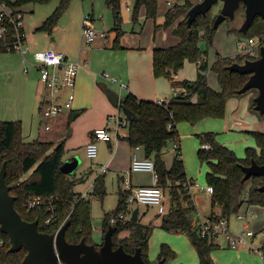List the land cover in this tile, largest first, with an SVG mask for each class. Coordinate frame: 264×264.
I'll return each instance as SVG.
<instances>
[{"label": "trees", "instance_id": "obj_1", "mask_svg": "<svg viewBox=\"0 0 264 264\" xmlns=\"http://www.w3.org/2000/svg\"><path fill=\"white\" fill-rule=\"evenodd\" d=\"M19 8L27 3H47L51 0H3ZM131 21L137 22L141 8L145 11V18L154 21V28H172V33L178 38L175 44L166 47H154L152 50V72L156 77L163 76L171 79L182 66L185 60L197 63L196 78L192 81L182 80L178 84L184 86L185 91L169 101L156 102L144 100L128 92L121 97L119 107H126L135 114L127 126L124 137L131 147L142 146L144 155L153 161L154 172L158 183L167 189L168 205L163 213H157L159 226L166 231L183 233L189 238L194 247L200 264L209 260L210 253L219 244L201 237L199 226L193 223L196 211L190 193V186L185 173L184 160L180 147V136L176 125L180 121L197 122L203 117H220L224 114L225 104L230 97L240 95L237 90L247 80V74L229 71L228 66L233 62L242 63L245 59H255L258 55H221L216 53L210 68L214 71L219 89H212L206 78L208 69L205 59L206 50L201 49V39L211 42L214 36L213 20L210 10L205 15H198L190 27L186 24L187 9L194 3L192 0H177L171 9L164 13L162 23H156L158 0H130ZM122 0H106L107 6L114 13L113 30H116L117 41L121 31V17L119 10ZM70 0H58L54 10L36 28L50 31L59 17L69 7ZM243 4L235 12L234 19L227 20V31L237 36L252 37L253 34H262L264 19L256 16L246 34L238 31L239 24L234 23L238 16H243ZM190 29V35L188 30ZM2 50H0L1 52ZM175 83V82H174ZM196 100L192 101V97ZM252 104V105H251ZM254 102L250 103L253 108ZM118 107V106H117ZM258 112V111H257ZM259 113V112H258ZM260 114V113H259ZM264 114V113H263ZM263 114H261L263 116ZM260 148L257 152L252 147L246 148L245 157L239 158L229 147L219 143L212 131L198 133L200 146L197 154L208 164L206 183L211 185L213 192L210 195L211 214L218 213L221 217L229 218L239 212L243 204L264 206V193L258 187L264 182V176H251L242 181L244 172L242 165H249L251 159L257 163L264 162V131H253ZM176 143L172 162L166 166L162 154L170 143ZM204 145H207L205 147ZM64 140L53 146V142L34 139L27 141L21 134V123L18 120H0V167L6 162L5 181L10 186V194L15 197L14 207L25 220H38V229L43 232L54 233L66 220L70 224L65 231L68 242H78L84 238L87 243H94L99 247L109 225L116 226L112 235L113 248L122 245L124 250L133 253L140 247L143 259L148 264H154L162 257L166 261L174 257V251L166 243H161L155 261L148 259V243L153 223H143L138 218L132 221L129 218L117 219L111 223L110 218L120 212L130 214L133 209L128 208L127 197L129 191L119 188L116 207L105 212L102 216V240L95 242L91 239L93 229L91 220L90 195L102 199L106 193L104 173L95 174L91 193L82 197L74 190L78 181L86 175H68L60 171L63 162ZM29 173L24 177V174ZM91 172V171H90ZM168 182V184H167ZM191 185L193 182L189 180ZM40 196L47 202L40 208L27 210V197ZM49 203L55 212V219L45 223L49 214L46 204ZM144 214V213H143ZM126 232L120 236V233ZM0 264H22L26 250L9 252V239L0 231ZM264 249V246H263ZM165 261V263H166ZM164 263V264H165Z\"/></svg>", "mask_w": 264, "mask_h": 264}, {"label": "crops", "instance_id": "obj_2", "mask_svg": "<svg viewBox=\"0 0 264 264\" xmlns=\"http://www.w3.org/2000/svg\"><path fill=\"white\" fill-rule=\"evenodd\" d=\"M167 1L168 0H158L157 15L155 19L156 23L160 24L163 22L164 13L168 9ZM57 3L58 0H56L55 4L42 8V17L37 18L34 23L24 24L25 41L28 51L24 55L20 53L21 55L19 56V58L16 57L15 59H13L14 61L11 64H7V62L1 63L0 74H2L3 79H1L2 89L0 91V113L3 114V118L6 119L0 120L20 121L21 134H23V127L26 126L25 123L29 122L30 131L35 128L37 129L38 127L39 135L35 139L43 140L41 138L42 123L44 124V129H46V125H49L50 129L52 127V123L58 124L60 121L62 122L66 120L65 130L68 128H70V130L65 135L67 137L70 135L73 136L75 133L77 134L79 130V125H77V123L81 121V125L84 127V130L82 131V133H80L82 134L81 140L77 141L81 142L82 147L85 148V144L89 141L93 130L107 125V118L117 112L118 108L111 104L106 95V88H111L117 93H121L123 91L126 94L130 92L140 99L160 102L169 101L185 91L184 86L178 84V82L182 80L192 81L196 78V75L195 77L191 76L189 78H186L183 77V75L178 74L181 68L172 75L171 79H167L163 76L156 77L153 75V48L166 47L175 44L178 41V38L172 33V28L169 27L173 38H171V40L169 41L170 43H161V45L157 41L158 39L155 37L156 33L154 28V21L152 19L145 18V11L143 8L140 10L137 22H140L139 19L143 18L145 21L143 24L146 25V23L151 20L152 24L149 26L147 37L143 36V33H141L142 30L140 32H135L134 30L129 31L127 29H122L121 27L122 32L120 33L117 41L115 42L116 30L112 29L115 18L114 13L112 11V15L109 16V18H106L105 27L97 26L95 18L92 14H90L91 22L94 28L97 31H104L105 36H97L93 42L87 43L82 35L83 23L80 17H75L74 15H72V13L68 11L69 7L59 17L56 24L53 25L50 31L36 29L41 24V22L54 10ZM36 4L40 3H27L19 7V10L23 14V22L25 21L24 14L27 12H33ZM131 5L132 2L130 0H122L121 8L119 10L121 23L122 21H130ZM47 48L61 51L66 55L67 58L79 63L75 78V84L72 89V92L74 94L72 108L71 110L64 111L58 116H54L52 118L45 117L41 114V107L51 101V94L40 82L39 70L32 63L33 51ZM221 55L234 54L224 53ZM24 56L26 60L23 59ZM206 62L208 66L207 58ZM101 73H107L109 76L115 78L116 81L112 82L108 79H105L103 76H101ZM206 78H208V73H206ZM119 83L126 84L127 90L120 89L118 85ZM209 86L215 90H218L220 88L219 84L217 86L214 83L213 85ZM64 91H62L61 94L55 95V102L61 103L63 101L65 95ZM120 95L124 96L122 94ZM191 100L195 101L196 96H193ZM75 113H77V115L73 116ZM237 121L238 123H241L240 120ZM125 129L127 133V128ZM126 133H122L120 137L121 139H116L115 146L113 149H111V157L107 161L106 166H115L121 158L122 161L125 160L126 168L130 169V163L133 153H136L137 157L139 158L145 157L142 146L135 147L131 151V146H129L128 141L126 139L122 141V139H124L122 137H124ZM67 137L64 136V139H62L61 135H55V144L62 140H64L65 144V139ZM101 142L106 143L108 147H110V145L112 144V142L107 141ZM55 144H53V146ZM172 146L173 143L171 142L170 149L172 148L173 150ZM119 150H121L120 155H118ZM164 153L165 151L162 154V158L166 166H169L171 163L169 164L168 159L165 158L166 155H164ZM173 155L174 150L172 153V158ZM66 158L70 157L66 155L65 157H63V161ZM123 179V176H121L120 180L123 181ZM139 185L149 184L131 183L132 187ZM163 191L164 194L167 193L166 188L163 189ZM246 206L247 207L245 209H249L251 206L254 205L246 204ZM135 207H138L137 219L139 218L142 222L143 213L145 212L141 213L140 205H131L132 209H134ZM210 214L211 204L210 211L204 217L203 221L207 219ZM260 222H262V220ZM193 223L198 225L201 222H199L198 219H193ZM227 251H229V259L226 261V263L223 264H244L242 262V260H246L244 256L248 257L251 261H255L256 259L257 261L261 260L260 258L258 259V255L252 254L244 248H232V250L229 249ZM261 264H264L263 261H261Z\"/></svg>", "mask_w": 264, "mask_h": 264}, {"label": "rangeland", "instance_id": "obj_3", "mask_svg": "<svg viewBox=\"0 0 264 264\" xmlns=\"http://www.w3.org/2000/svg\"><path fill=\"white\" fill-rule=\"evenodd\" d=\"M176 1V0H175ZM180 2V0H177ZM196 2L198 0H192ZM56 0H52L45 4H36L33 12H27L24 14V24L25 23H34L37 18L42 17L43 9L45 6H51L55 4ZM84 9H83V8ZM83 9V10H82ZM142 9V8H141ZM140 9V10H141ZM169 9V8H168ZM220 9V3L215 4L210 9L212 15ZM68 11L72 13L75 17H80L81 21L85 15L92 14L95 18L96 25L105 27L106 18L112 15V10L107 6L106 0H70V5ZM140 13V11H139ZM139 16V14H138ZM244 18L243 16H238L234 23L241 24ZM140 22L133 23L130 21L121 23L122 29H127L129 31L134 30L135 32L143 33L144 37H147V32L149 31V26L152 24L151 20L145 24L143 18L139 19ZM101 23V24H100ZM26 24V25H27ZM152 28V27H151ZM152 30V29H151ZM157 41L161 43H170L169 41L173 38L170 28H158L155 29ZM261 34H253L254 38H257ZM243 41L247 40L245 35L237 36L234 33H229L227 31V20L222 21L216 28L214 36L211 42H207L204 39L199 41L201 49L206 50L208 61V78L207 83L209 85L218 86V81L213 70L210 66L213 62L216 53L220 54H237V47L235 43L237 39ZM162 40V41H161ZM147 41V40H146ZM162 45V44H161ZM21 54L19 52H0V70L1 63L7 62L11 64L16 57L19 58ZM257 55V54H255ZM178 74L183 75V77H191L196 75V63L185 60L181 70ZM1 79H3L2 74H0V91L2 89ZM67 90L64 92L66 93ZM1 93V92H0ZM120 94L124 95L125 92ZM257 90L252 88L247 90L240 95L230 97L225 104L224 114L220 117H203L195 123L189 121H180L177 123L176 127L180 135V145L182 150V158L184 160L186 177L188 180L193 182L190 193L193 197L196 211L194 213V220L198 219L199 222H202L204 217L210 211V194L204 189L207 186L206 183V170L208 169V164L205 160H201L197 154V149L200 146L198 133L202 131H212L215 133L216 139L219 143L232 149L235 154L239 157H245L246 148L252 147L257 152L259 151L258 143L253 134V131L263 132L264 127V114L263 116L259 114L255 109L250 107V103L253 100V97L256 96ZM252 105V104H251ZM115 108V107H114ZM117 108V107H116ZM0 119L3 118V114L0 113ZM237 120H240L241 123H238ZM81 121L77 123L78 132L73 136H66L70 128L66 129V120L60 121L58 124L52 123V127L49 130L44 129V124L41 125V141H50L53 144L56 143L55 135H61L62 139L64 136V153L63 157L68 155L72 157L74 155L78 156L80 159V164L76 170L75 175L83 176L85 175L82 181H78L74 190L81 192L80 194L91 193L92 183L96 173H100V166L105 168V190L106 193L102 199L90 195L91 200V220H92V232L91 239L100 242L102 240V216L105 212L112 211L117 204L118 190L119 187L124 189L123 181L120 180V177L123 176L124 180L128 179L132 184L141 183V184H150L152 183L153 174L146 171H132L127 169L125 166V160L119 159L117 164L112 167L106 166L107 161L111 157V149L114 148L116 139L112 141L110 147L104 142H98V151L95 158H89L86 156L85 149L82 147V143L77 140H81L82 131L84 127L81 125ZM25 127L22 130V135L26 140H32L38 137V127L37 129H29V122L25 123ZM126 133V129H120L119 134ZM53 139V140H51ZM121 139V138H120ZM125 139H122L124 141ZM130 146V145H129ZM173 147V146H172ZM135 147H131V151ZM121 150H119L118 155H120ZM172 148L170 149V144L165 148L164 155L168 159L169 164L172 160ZM91 171V172H90ZM29 173L24 174V177ZM168 184V182H167ZM127 191H130L127 189ZM31 197H27V200ZM165 207L168 205L169 196L168 193L165 194ZM42 202L45 204L47 202L46 198H42ZM247 206L243 204L239 212L247 211L248 215L253 213L251 221L248 223L250 228L256 232L253 237V244L258 245L261 240H264V206H251L249 209H245ZM141 213L145 212L142 217L143 223H148L150 220L153 223L152 232L149 238L148 243V259L150 261L156 260L157 252L161 243L168 244L171 249L174 251V257L166 261L165 264H200L198 261L197 253L192 246L189 238L186 234L183 233H173L166 231L165 229L159 226V220L156 217L157 210L155 206H145L141 205ZM218 209H216L217 212ZM262 220V222H260ZM245 220L239 219L236 214L231 216L228 220V230L229 232L240 233L244 230ZM263 225V226H262ZM125 232L120 233V236L124 235ZM220 241H224L220 237ZM232 250L231 247L226 246L224 243L220 247L215 248L211 251L210 256L214 264H223L229 259V251ZM256 255V254H255ZM242 260L244 264H261V260L257 259L251 261L248 257ZM259 259V257H258ZM264 263V260H263Z\"/></svg>", "mask_w": 264, "mask_h": 264}, {"label": "built area", "instance_id": "obj_4", "mask_svg": "<svg viewBox=\"0 0 264 264\" xmlns=\"http://www.w3.org/2000/svg\"><path fill=\"white\" fill-rule=\"evenodd\" d=\"M167 5L168 8L171 9L174 5V1L168 0ZM82 23V35L87 43L93 42L97 36H105L104 31H97L94 28L89 15L83 17ZM262 45H264V34H261L257 38H254L253 36L247 37L246 41L238 38L236 42L237 53L241 55H258L259 48ZM0 50L4 52H19L23 55L28 51L25 41L23 14L19 8L10 5V3L3 0H0ZM23 59L26 60L25 56ZM32 63L39 70L40 82L51 94V101L41 107V114L45 117L52 118L58 116L64 111L71 110L74 99L72 89L75 84L79 63L67 58L63 52L51 48L33 51ZM101 76L112 82L116 81L115 78L109 76L107 73H101ZM118 85L120 89L127 90L126 84L119 83ZM64 90L67 91L64 95L63 101L61 103L55 102V95L61 94ZM118 96L117 112L107 118V125L94 129L89 141L85 144V153L89 158H95L97 156L99 141L112 142L113 140L120 138L122 134H119V130L125 129L128 126L129 120L119 107V102L122 96L120 93H118ZM45 128L49 129V125H46ZM204 146L207 147V145ZM175 147L176 143L173 144V150ZM105 168L106 167L104 166H100L99 172H104ZM130 170L152 172L153 177L151 184L133 187L128 179H123L124 189L130 190L127 197L128 208H131V205L141 204L145 206H155L157 213H163L166 209L165 194L162 186L158 183V177L154 172L153 161L146 157L139 158L136 153H133ZM185 184L190 186L189 188L192 186L189 180H187ZM204 189L210 194L213 192L211 185L205 186ZM81 196L86 198L88 195L84 193L81 194ZM43 205L44 203L40 196H33L26 200L25 203L27 210L40 208ZM46 207L49 209V214L45 219V223H50L55 219V212L53 211L51 204L47 203ZM130 214L120 212L117 216H112L110 222L113 223L117 219L123 220L129 218ZM236 216L239 219L245 220L244 230H242V232H229L227 226L228 220L221 217L219 213L216 212L213 217H208L198 224L200 236L208 238L219 245L224 243L226 246L233 249L244 248L248 252L258 255L261 261H263L264 240H261L258 245H254L253 237L256 232H254L248 224L251 221L253 213L248 215L247 211L238 212ZM220 237H222L224 241H220ZM1 244H3V239H0V245ZM58 264L63 263L58 261Z\"/></svg>", "mask_w": 264, "mask_h": 264}, {"label": "water", "instance_id": "obj_5", "mask_svg": "<svg viewBox=\"0 0 264 264\" xmlns=\"http://www.w3.org/2000/svg\"><path fill=\"white\" fill-rule=\"evenodd\" d=\"M220 3V9L213 20V28H216L225 19H234L236 10L241 4L244 6V18L238 27L242 34L248 32L256 16L264 19V0H198L187 9L186 24L188 27L198 15H205L213 5ZM190 29L188 35H190ZM264 34V25L262 28ZM229 71L239 74H247L248 78L237 90L241 94L249 89H256L253 97L254 109L260 114L264 113V45L260 46L258 57L245 59L242 63L233 62L228 66ZM106 95L113 106H118V93L111 88H106ZM122 111L128 120L135 118V114L126 107ZM77 115L75 113L73 116ZM80 164L78 156L66 158L59 166L60 171L73 175ZM244 172L242 181L251 176H264V162L259 164L251 159L249 165H242ZM6 162L0 167V231L9 239V252H17L24 248L26 253L22 264H148L142 257L140 247L133 253L126 252L120 244L113 248L112 235L116 226L109 225L103 236V242L99 247L94 243H87L84 238L78 242H68L65 231L70 224L66 220L56 232L48 233L38 229V220H25L14 207L15 197L10 194V186L5 181ZM264 193V182L258 187ZM138 207H135L130 220H137ZM165 257L160 258L154 264H164ZM206 264H212L209 260Z\"/></svg>", "mask_w": 264, "mask_h": 264}]
</instances>
